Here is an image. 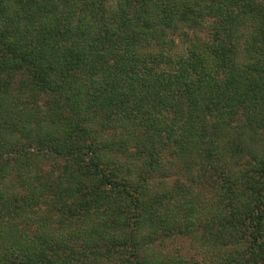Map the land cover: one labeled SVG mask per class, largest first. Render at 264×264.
<instances>
[{"label": "trees", "instance_id": "1", "mask_svg": "<svg viewBox=\"0 0 264 264\" xmlns=\"http://www.w3.org/2000/svg\"><path fill=\"white\" fill-rule=\"evenodd\" d=\"M178 240L264 264V0H0V264Z\"/></svg>", "mask_w": 264, "mask_h": 264}, {"label": "rangeland", "instance_id": "2", "mask_svg": "<svg viewBox=\"0 0 264 264\" xmlns=\"http://www.w3.org/2000/svg\"><path fill=\"white\" fill-rule=\"evenodd\" d=\"M176 39H178V38H176ZM169 249L170 250L172 249L174 251L176 249H181L182 250L181 252H183V254H187V253H189L188 255L194 254L195 261L198 262L199 264H203V262H204L202 260V258H204V257L200 252L198 254H196L193 250L191 251V246L189 245L187 240H178V241L170 242L169 243Z\"/></svg>", "mask_w": 264, "mask_h": 264}]
</instances>
